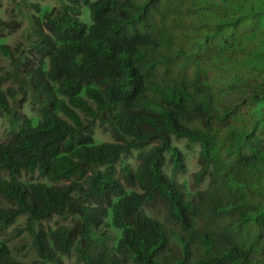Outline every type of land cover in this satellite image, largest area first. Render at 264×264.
Segmentation results:
<instances>
[{"label":"clouds","instance_id":"obj_1","mask_svg":"<svg viewBox=\"0 0 264 264\" xmlns=\"http://www.w3.org/2000/svg\"><path fill=\"white\" fill-rule=\"evenodd\" d=\"M0 264H264V0H0Z\"/></svg>","mask_w":264,"mask_h":264}]
</instances>
